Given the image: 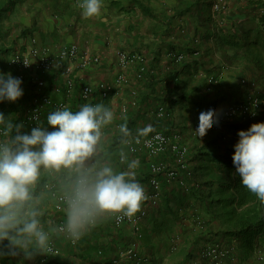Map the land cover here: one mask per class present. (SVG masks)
Masks as SVG:
<instances>
[{"label": "trees", "instance_id": "16d2710c", "mask_svg": "<svg viewBox=\"0 0 264 264\" xmlns=\"http://www.w3.org/2000/svg\"><path fill=\"white\" fill-rule=\"evenodd\" d=\"M202 1L204 2L202 3ZM205 3V0H195L188 4L185 10L181 11L179 9L177 14L171 16L164 14L162 18H159L151 9L142 8L145 16L160 22L162 27L160 28V33H154L156 34L155 37L159 38V42L156 45L153 44L155 42H152L153 46H148L152 57L151 60L144 65L136 64L133 66L137 70L134 77L135 84L139 87L137 105L129 110L123 118H120L115 124L116 126H114V135L103 142L102 152L104 158L113 167L117 164L116 167L126 164L127 153L129 154L121 142L122 134L119 132V125L127 123L133 135H136L138 122L141 119L140 112L142 110L140 107L142 104L147 103L148 107H151L148 115L154 128H161L164 126L165 121H169L171 116L174 115L176 109L180 110L179 113H181V109L186 110L189 113L187 117H191L194 120L198 116L192 117L191 114L193 112L198 114V110L201 107L214 105L219 119L226 108L233 104L244 102L252 96L248 93V90H244L239 85H226L228 86L227 89L221 86L217 79L221 72V66L215 63L213 58L214 49L222 51L225 63L227 62L231 65L236 63L243 68L254 69L260 82H258L259 94L264 99V15L260 18L255 17L251 24H238L235 20L227 28L220 26L221 24L215 25L212 16L204 14L207 9L210 10V8H205ZM248 3L250 5L248 9L253 11L254 7L263 4L264 0H248ZM208 4L210 3L208 2ZM5 7L6 5L4 4L0 5V25L6 16L4 15ZM238 9L243 10L239 7ZM244 9H247V7ZM193 10L197 12L201 24V26H197V31L203 30V38L205 41L213 43L215 48L209 46L203 49L204 40L201 36L198 46L194 44L190 46L188 42L181 43L178 40L181 38H178V36L176 38L174 23L178 18L177 16L181 17ZM250 13V11L246 12L245 10V14L250 15ZM236 15H243V12ZM205 21H207L206 24H202ZM24 49L26 47H23ZM181 49H184L186 53H182ZM6 51L9 50L7 48L0 49L1 54L6 53ZM163 51L168 62L167 68H164L163 64L160 63L163 59ZM7 66H5L4 61H0V72L6 74ZM200 67L203 68V73H200ZM8 68L12 71L11 73L14 77L19 73L16 70H12L9 66ZM46 73L23 72V75H25L22 79L23 97L15 102L5 100L0 103V112H3L6 117H11L16 123H23L25 107L33 103L37 92L35 79L31 81L32 77L29 74L42 75ZM62 90L63 92L65 91L64 86ZM109 99L110 97L101 100L99 96H96L92 104L102 103L108 107ZM76 103L71 106L73 111L78 110L85 102L80 98L79 104L76 105ZM159 105L166 108L167 115L164 118H159L157 115ZM145 115L146 113H144ZM261 121H264V111L259 112L254 119L244 122L235 120L223 126L218 125L216 130H206L203 135H198L195 138L194 148L190 150L192 153L190 155L192 160L190 174L186 175L183 180L181 179V197L176 200L181 211H185L184 217L189 211L192 212L190 217H196L195 221L198 225L197 227L195 223L191 226L183 224V232L187 234L186 239L183 241V252H187L191 246H197L196 244L200 240L203 241L204 237L208 238V234L212 232L219 234L225 245L234 246L232 255H236L240 264H249L258 250L264 252V201H260L255 193L248 190L241 183V178L236 172L233 163L234 145L239 140L238 131L241 129L246 130L253 123ZM24 126L23 131H31L26 124ZM212 132L216 134L211 135L210 133ZM165 133L171 137L178 135L181 141L179 131L172 134ZM122 155L126 157L124 162L119 160ZM166 157L167 160L172 158L170 153H167ZM139 160L150 171L146 156H139ZM57 175L53 172H45L38 186V191L45 193L40 208L42 210V224L46 231H48L46 228L48 227L50 215L46 209H43V206H48L52 201L51 206L53 207L55 203L53 192L47 190L46 185L52 184L58 190ZM150 176L151 174H148L145 177L148 180ZM172 208L171 201L167 200L163 210L157 212V217L160 221L155 223L154 229L156 233L163 231L162 228L164 226L167 227L166 232L172 231L177 215L172 218L175 221H170V224L168 221L161 219L166 217L168 213H172ZM173 213L175 212L173 211ZM184 217H181V219ZM215 223L218 226L217 231L215 230L217 227L214 225ZM79 241L76 243L78 244ZM52 242L56 244L54 240ZM7 243V241L4 242L5 245ZM174 247L177 248L178 245L175 243ZM22 253H20L22 256H4L0 258V264H31L25 258L24 253ZM45 254L47 261L45 264H61L57 260L53 262V260L49 259L53 256ZM33 256L36 257L37 254L34 253ZM186 256L188 257V255Z\"/></svg>", "mask_w": 264, "mask_h": 264}, {"label": "clouds", "instance_id": "9594fccd", "mask_svg": "<svg viewBox=\"0 0 264 264\" xmlns=\"http://www.w3.org/2000/svg\"><path fill=\"white\" fill-rule=\"evenodd\" d=\"M102 4L103 0H81L82 14L97 16ZM22 84L21 78L0 72V103L23 97ZM33 118L37 126L26 132L22 122L0 112V258L23 252L31 259L34 253L52 251L50 234L41 220L45 193L38 191L45 172L58 174L59 200L66 219L57 231L72 243L108 214L133 216L147 198L143 185L135 179L137 160L118 171L104 158L102 129L114 120L111 108L102 103H84L76 111L58 107L47 114L46 125L39 116ZM214 123H219L215 106L201 107L195 134L203 135ZM119 132L122 143H131L133 133L127 123L119 125ZM154 132V126L148 124L137 129L136 136L148 137ZM238 136L233 153L236 172L241 183L264 201V121L239 130ZM152 139L161 136L156 133Z\"/></svg>", "mask_w": 264, "mask_h": 264}, {"label": "crops", "instance_id": "0c3cea01", "mask_svg": "<svg viewBox=\"0 0 264 264\" xmlns=\"http://www.w3.org/2000/svg\"><path fill=\"white\" fill-rule=\"evenodd\" d=\"M194 1L103 0L101 13L97 16L86 17L82 14L83 10L80 7L81 0H0V5H6L4 12L6 16L0 25V34L11 32L17 28L19 29V44L23 47L29 45L32 40H35L38 45L51 46L54 52L58 53L64 47L70 46L71 44H78L81 57L86 53L101 57L100 65L94 64L88 67V69H81L78 61L73 63L74 65L72 64L77 87L74 95L71 97H67L61 88L63 83V70L69 65L68 62L56 60V65L52 72L42 75L29 74L32 77V80L30 79L31 81L39 76L44 77L47 80V88L45 90L47 94L55 101L67 100L71 108L73 103L75 104L77 102L76 105L79 104L80 91L83 85L114 80L117 75L116 73L119 71V67L117 66L118 56L115 54V48L123 46L137 48L142 41L147 43L145 40L148 39L151 43L155 42L153 43L155 45L159 42V38L155 37L156 34L153 33H160L162 26L154 19L145 16L142 8L151 9L161 18L164 14H171L177 12L179 9L181 11L185 10L188 4ZM249 11L251 10L247 8L246 12ZM153 22L156 25L151 26ZM140 24H142V27ZM138 27H141L140 32H137ZM141 32L144 35V39L139 37L142 36L140 34ZM15 41L14 43H16ZM0 43L4 44L1 40ZM164 53L163 51V56ZM5 56H1L0 61H4V58L6 59ZM11 72L5 73L8 74ZM126 74L128 78L134 79L135 67H131L130 70L128 69ZM58 87L62 91H58ZM127 88L119 87L110 95L108 107L113 110L114 120L106 128L104 127L102 129L103 136L107 135V139H110L114 135L113 127L125 115L121 111L122 107L129 105V110L134 107L130 105L132 101L131 90L133 88ZM136 89L139 90V87L136 86ZM126 102L127 104H125ZM140 108L142 111L140 112L141 119L138 122V126L141 124L148 125L151 122L148 117L151 107H148L147 103H144ZM49 112V109H45L43 117L44 123H47L46 118ZM144 113H146L145 116ZM166 158L165 155L157 158V160L163 161ZM132 160L138 161L137 167L133 170L136 173L135 179L143 185L145 191L151 193L152 188L149 184V179L147 180L145 177L151 174V172L140 162L139 158L127 153L126 164H121L116 167L117 164L114 168L118 171L126 170L127 164ZM161 179L163 181V189L158 206L152 207L146 201H143L139 210L145 209L146 211V215L141 223L142 237L139 240L140 246L146 249L149 264H199L196 256V253H198L197 246H191L187 252H183V241L186 239L187 234L183 232L181 222L185 220L184 218L181 219V217H184L185 211H181V208L176 203V200L181 197V179L175 180L170 184L164 178L161 177ZM167 200L171 201V206L175 213L172 211V213L166 214L167 216L161 219L168 221L170 224V221H175L172 219L173 217L177 215V218L172 231L166 232L167 227L164 226L162 228L163 231L156 233L154 229L155 223L156 221H160L157 217V212L163 210ZM51 205L52 201L48 206H43L50 215L46 229L50 234V239L56 242L58 249L56 257L57 261L61 264H97L99 261H111L118 258L137 239L131 226L124 225L120 228L114 226V213H112L106 215L87 231L76 247H73L65 235L59 234L56 231V226L59 223L65 222L66 215L64 209L62 212L57 213L53 211ZM185 225L187 224L185 223ZM174 235H180L182 239V241L181 239L179 240L177 248L174 247ZM89 253L90 255H88ZM36 254L37 259L36 257L34 259L36 262L28 259L31 264H45L47 262L45 253L37 252ZM186 255L191 257L188 258ZM263 261L264 259L261 262L264 263ZM255 262L252 259L249 264H256ZM225 264L240 263L236 255H232L226 260Z\"/></svg>", "mask_w": 264, "mask_h": 264}, {"label": "built area", "instance_id": "2783aa9c", "mask_svg": "<svg viewBox=\"0 0 264 264\" xmlns=\"http://www.w3.org/2000/svg\"><path fill=\"white\" fill-rule=\"evenodd\" d=\"M214 8L220 9L217 5ZM117 56L119 71L112 82L103 81L96 84H86L82 86L80 98L85 103L92 104L96 96H99L101 100L109 98L117 88L122 87L127 82L126 72L129 68L136 64L144 65L147 62L142 53L130 54L125 51H119ZM56 60H64L69 63V65L63 70V85L61 86V88L64 86V92L67 97L74 95L76 90V80L74 78V68L72 64L78 61L80 68L85 69L91 65L100 64L101 62L100 56L85 54L81 57L78 44H71L70 46L60 49L58 53H55L51 46H40L35 40H32L24 50L12 51L6 59L7 65L12 70L19 72L16 77L21 79L25 77L23 72L46 73L52 71L55 67ZM35 85L37 87V92L34 101L31 105L25 107L24 111L25 118L23 123L26 124L30 130L32 127L37 126V120L33 118L34 116H39L40 121H43L45 109L54 111L58 107L66 106L70 108L67 100L63 99L54 101L51 96L47 94L45 91L47 82L44 78L37 77L35 79ZM61 88L58 87L57 90H60ZM131 96L132 101L130 105L135 106L137 103V90H131ZM128 106L129 105L122 107L121 111L123 114H127L129 111ZM263 107L264 101L258 97L251 96L244 102L233 104L226 108L219 118V124L214 123L207 130H215L218 125L223 126L227 123L234 122L235 120L244 122L254 119L259 112L264 110ZM157 115L159 118L166 117V108L159 105ZM196 123L197 121L195 122V125ZM156 133L160 134V140L152 139ZM149 141H151V143H149ZM123 146L132 156L139 158V156L144 155L148 159L151 172L149 184L152 188V192L148 193L145 191L147 198L144 201H146L149 206L156 207L160 202L163 189V181L161 177L170 184L175 180H183L186 175L188 176L190 174L189 171L192 165L190 157L191 151L187 144L180 141V136L178 135L171 137L163 131H155L154 133L149 134L148 137H139L138 139L136 135H133L131 143H123ZM167 153L171 154V159L163 161L157 160V158L165 156ZM119 160L120 162L125 161L122 160L121 157ZM46 189L53 192L52 194L55 200L52 207L53 211L57 213L62 212L64 206L59 200V190H57L52 184H47ZM145 215V209L135 213L131 217L114 213L113 222L117 228L124 225L131 226L136 238L140 240L142 237L141 223ZM61 224L62 223H59L57 227ZM60 234L65 235L63 233ZM50 242L52 251L48 252L47 255L54 256L58 253L57 245L52 242V240H50ZM71 244L76 245L77 243L71 242ZM233 248L234 246H227L222 241H214L201 249L199 253V264H225L226 260L233 254ZM98 264H149V260L141 253L139 241L135 240L120 254L118 258L111 261H100Z\"/></svg>", "mask_w": 264, "mask_h": 264}, {"label": "rangeland", "instance_id": "374dc122", "mask_svg": "<svg viewBox=\"0 0 264 264\" xmlns=\"http://www.w3.org/2000/svg\"><path fill=\"white\" fill-rule=\"evenodd\" d=\"M205 1H206L205 8H210V10L207 9L204 12V14L207 15V16L208 15L212 16V20H213L215 25L216 24H219V25L221 24L220 26H224V27H227V28L235 20L237 21L238 24H241V23L251 24V22L254 21L255 17L260 18L261 16L264 15V3L261 4L260 6L254 7L253 11H250L251 13L249 15V14H245V10L246 9H243L242 11L238 9V7L239 8H243V7L244 8H246V7L248 8V7H250V5L248 3V0H205ZM249 1H251V0H249ZM253 1H256V0H253ZM208 2L210 4H208ZM216 5L219 6L220 9H215L214 7ZM240 12H243V15L237 16L236 14H238ZM174 14H177V12H174V13H171V14L168 13L167 15L171 16V15H174ZM177 17L178 18L175 20V23H174V26H175L174 32H175V34H177L176 38H177V36H178V38H181V39H178V40L181 41V43L188 42V44L190 46L193 45V44L195 46H198L199 45V39H200V36H201V38L204 40V43H203V46H202L203 49L206 48V47H209V46H212V47L215 48V45H213V43L205 41V39L202 36V33L204 35L203 30H201L200 32L197 31V26H199V25L201 26V24L199 22V19H198L197 12H195L193 10L191 13H186V14L182 15L181 17L180 16H177ZM206 22L207 21L203 22L202 24H206ZM159 23L160 22H158V24ZM154 25H156L155 22H153L151 26H154ZM140 26L142 27V24H140ZM141 27H138L139 29L137 30V32H140ZM140 34H142V32ZM139 37L141 39H144V35L143 34H142V36H139ZM0 38H1L0 40L5 44L4 45V44L0 43V49L7 48L9 50V51H6V53H3V54L0 53L1 54L0 57L6 55L5 57L7 59L8 55L12 51H14V50L21 51V50H23V46L21 44H19V29L16 28V29H13L11 32L1 33L0 34ZM14 40H16L15 41L16 43H14ZM12 41H13V43H11ZM145 41L147 43H144L142 41L140 46L137 47V48H133V47L132 48H128V47H124V46L123 47H119V48H115L114 49L115 50V54H117L119 51H125V52L130 53V54H132V53L133 54L134 53H142L143 56H145V58H146V61H147L146 63H148V61H150L151 58H152L151 55H150V51L148 49V46H153V44L149 41V39L145 40ZM26 46H28V45H25L24 47H26ZM203 49H202V51L204 52ZM181 50H182V53H184V54L186 53L184 49H181ZM202 51H200V52H202ZM214 51L215 52H214V57L213 58L215 60V63L218 66H221V72H220V74L218 75V78H217L219 83L221 84V86L223 88L227 89L228 86H226V85H239L244 90H248V93L251 94L252 96L258 97L262 101H264V99L261 98L260 94H259V88L258 87H259V83L260 82H259V79L257 77V75H258L257 72L254 69L249 70V69L243 68L242 66H239L236 63H233L232 65L227 63V62L225 63L224 62V58L222 57V51L221 50H216V49H214ZM86 54H88V53H86ZM6 59H4L5 66H7ZM208 61H209V58H208ZM160 63L163 64L164 68H167L168 62L166 60L165 53H164L163 59H162V61H160ZM100 64H101V62H100ZM100 64H96V65H100ZM129 70H130V68H129ZM6 71L7 72H11V70H9L8 66L6 68ZM199 71H201L200 73L204 72L202 67H200ZM136 72H137V70H135V73ZM112 81H108V82H112ZM101 82H103V81H101ZM135 83H136L135 80L128 78V75H127V82L122 87H128V88L131 87V88L137 90L136 89L137 85ZM125 104H127V102ZM125 104H121V105H125ZM263 109H264V107H263ZM179 112H180V110L176 109V112L174 113V115L171 116L170 120L169 121L166 120L165 123H164V126L161 127V128L155 127V130H163L165 132H168L169 134L170 133L172 134L174 132L179 131L180 134H181V141L187 143L189 148H190V150H192L194 148L193 146L195 145V142H194L195 138L198 137L197 134L196 135L194 134L195 133V127L194 126H195V122L198 120V118L193 120V119H191V117H187V116H189V113L186 110H183V109H181V113H179ZM191 115H192V117L198 116V114H196L194 112ZM147 123H149V122H147ZM44 124L46 125V123H44ZM149 124H152V123L150 122ZM146 125L147 124H145V125L141 124L140 126H137V129H139L141 127H144ZM48 127H49V130H51V126H48ZM105 128H106V126H105ZM113 129H115V127H113ZM215 132H212L210 134L211 135H215L216 134ZM106 139H107V135L103 136L102 141H101V148H102V145L104 144L103 142ZM43 209L45 210V208H43ZM189 213H190V215H188ZM191 214H192V212H190V211L187 213V215L184 217L185 221L181 222V225L186 223L187 225L191 226L192 224L195 223L196 226L198 227V225H197V223L195 221L196 217L195 218L190 217ZM187 225H185V226H187ZM214 225L217 226V223H215ZM217 228H218V226L215 228L216 231H217ZM165 235H167V234H165ZM208 236H209L208 238L204 237L203 241L200 240V242L196 244L197 247H198V253H196L198 261H199V253H200L201 249L204 248L206 245H208L210 243H213L214 241H222V242H224V240L221 239V236H219V234H216L215 232H212V233L208 234ZM173 238L175 240L176 245H178L179 244V240L181 239V236L180 235H178V236L174 235ZM136 241H139V240L136 239ZM181 241H182V239H181ZM76 245H72V246L76 247ZM140 250H141V253L148 258V254H147L146 249L145 248L143 249V247L140 246ZM56 255H54L53 257H50L49 259H51V260H53V262H55L57 260ZM34 259H35V257L32 256L31 261L32 260L35 261ZM263 259H264V252L258 250L256 252V254L254 255V257H253V260L256 261L255 262L256 264H260V263H262L261 261ZM257 262H260V263H257ZM262 264H264V263H262Z\"/></svg>", "mask_w": 264, "mask_h": 264}]
</instances>
